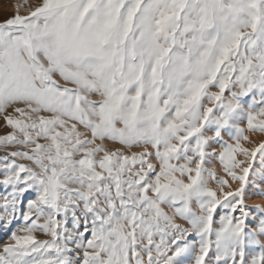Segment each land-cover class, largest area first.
<instances>
[{
    "label": "snow or ice",
    "instance_id": "6c2138e0",
    "mask_svg": "<svg viewBox=\"0 0 264 264\" xmlns=\"http://www.w3.org/2000/svg\"><path fill=\"white\" fill-rule=\"evenodd\" d=\"M16 7L0 264H264V0Z\"/></svg>",
    "mask_w": 264,
    "mask_h": 264
},
{
    "label": "rangeland",
    "instance_id": "374dc122",
    "mask_svg": "<svg viewBox=\"0 0 264 264\" xmlns=\"http://www.w3.org/2000/svg\"><path fill=\"white\" fill-rule=\"evenodd\" d=\"M37 0H29V3H35ZM22 0H0V22L4 21L7 18H10L12 15L17 13V7L16 5L21 4ZM19 14L21 15H27V10L23 7L19 8ZM95 98V97H93ZM3 124V121L0 120V125ZM7 129L0 127V134H4ZM255 135L257 140L259 141L260 139H264V134H252ZM133 150H138V149H133ZM2 154V153H0ZM219 169V165H215ZM209 167H212V165H209ZM258 180V178H256ZM261 187L264 188V184H261ZM253 192V189H249V195L250 198L248 199L249 204H254V203H262L264 202V197L258 196V195H252L251 193ZM181 222L182 221H178ZM71 223H69L68 227L71 228ZM13 228L15 225L12 226ZM40 238H45L43 237V234L38 233L37 234ZM7 240V232L3 227H0V245H2L4 242Z\"/></svg>",
    "mask_w": 264,
    "mask_h": 264
}]
</instances>
